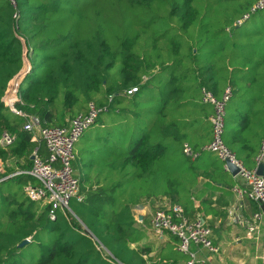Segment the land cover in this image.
Returning <instances> with one entry per match:
<instances>
[{"label":"trees","instance_id":"1","mask_svg":"<svg viewBox=\"0 0 264 264\" xmlns=\"http://www.w3.org/2000/svg\"><path fill=\"white\" fill-rule=\"evenodd\" d=\"M255 2L0 0V137L5 131L15 136L7 148L0 146L8 168L0 181V264L191 260L178 242L155 255L151 245L138 244L145 233L135 226L133 209L159 195L183 206L198 160L210 152L203 147L213 137L214 109L203 101L204 88L218 98L232 88L225 141L238 158L258 155L264 138V18L245 26L264 11L252 12ZM26 56L30 65L14 104L20 115L3 98ZM132 88L137 91L129 94ZM91 102L107 107L93 125L104 117V123L131 133L130 142L114 137L117 153L98 160V175L78 174L82 208L52 219L50 208L24 191L38 181L11 175L32 168L37 148L47 154L25 125L36 116L44 127L65 126L87 114ZM186 143L201 152L198 158L186 155Z\"/></svg>","mask_w":264,"mask_h":264},{"label":"built area","instance_id":"2","mask_svg":"<svg viewBox=\"0 0 264 264\" xmlns=\"http://www.w3.org/2000/svg\"><path fill=\"white\" fill-rule=\"evenodd\" d=\"M264 10V0H256L252 7V12ZM249 18L245 15L244 19ZM240 20L238 24H242ZM137 91V88L128 90L129 94ZM232 97V88L225 89L222 97L218 98L211 91L203 89V101L213 106V114L210 116L212 124V140L203 147V150L215 153L225 162L226 169L229 170L227 162L238 166L239 176L243 184L233 186L234 194L237 198H249L257 202L264 208V175L258 173V168L264 163V138L261 148L255 158L256 167L248 168L236 153L227 145L225 135V116L226 106ZM19 100L16 96L12 104L8 103L6 96L4 101L16 113L24 115L22 111L15 108L14 104ZM107 107L99 108L94 102L89 105L87 114H79L69 119L65 126L44 127L38 117H31L25 125V128L35 134V139L45 145L47 154L43 156L37 148L33 155V166L30 170H18L11 175L29 174L38 181V184L29 182L24 186L26 195L33 201L40 202L50 208V216L55 219L58 212L71 210L70 202L72 199L82 201L84 196L80 190V179L76 174L73 162L76 159V144L90 128L102 111ZM15 140V136L5 131L0 137V146L7 148ZM184 151L192 159L200 156L201 152L194 150L189 144H185ZM2 166H4L2 164ZM230 171V170H229ZM2 180L4 178H1ZM1 181V180H0ZM249 186V187H248ZM229 215L233 222L242 220L237 215V206L232 205L229 209ZM262 218V213L254 214L249 223L253 229V224ZM139 221V219H136ZM245 222H247L245 220ZM151 224L159 234H169L178 239L177 248L180 252L188 254L191 260L186 264H193L196 261L195 247L206 249L212 253H219L220 247L213 239V228L205 222L202 217L191 218L186 215L184 208L180 204H171L166 207H158L152 215ZM264 264V257H263Z\"/></svg>","mask_w":264,"mask_h":264},{"label":"crops","instance_id":"3","mask_svg":"<svg viewBox=\"0 0 264 264\" xmlns=\"http://www.w3.org/2000/svg\"><path fill=\"white\" fill-rule=\"evenodd\" d=\"M236 126L234 125V129ZM247 156L241 154L239 159L243 163L244 161L254 163L252 167L255 168V156L249 158ZM194 175L193 184L185 193L183 208L189 213L186 215L191 218L202 217L213 228V239L220 247L217 254L195 247L193 251L196 253V261L206 264H263L264 208L249 198H237L233 191L235 184L247 185L239 176L227 170L225 162L212 152L200 156ZM173 200L174 197L168 195L144 198L143 203L133 209L135 226L145 233L144 239L138 244L151 245L153 247L151 255H155L161 246L178 242L173 241L172 235L159 234L151 224L155 210L171 205L174 203ZM233 204L237 206V215L242 218L239 222H233L229 215V209ZM257 212L262 213V218L253 224L252 229L249 223ZM156 238L160 243L157 248L153 245Z\"/></svg>","mask_w":264,"mask_h":264},{"label":"rangeland","instance_id":"4","mask_svg":"<svg viewBox=\"0 0 264 264\" xmlns=\"http://www.w3.org/2000/svg\"><path fill=\"white\" fill-rule=\"evenodd\" d=\"M263 18L264 11L253 14L248 20H246L245 26L248 25L249 27H251L254 23L260 21ZM226 30L230 31L231 28L227 27ZM25 63L29 64V60L27 58H25ZM24 69H22V71ZM13 81L14 80L11 81L9 88L12 86ZM104 121L105 118L102 117L96 125H93L85 132L81 140L76 144L75 150L77 155L75 161L73 162V165L75 170L77 169V175H80V172L82 174H88L90 175V177H96L98 175L99 171L97 170V168L101 164H97L98 160L102 158V160L105 161L107 153H110L111 155H113V153H117V150H113L114 137H116L117 139L119 138L122 143L126 144V146L129 145L130 137L132 135L131 133L126 132L125 134L123 128H120L119 125L112 126L111 124H108V122L104 123ZM109 128L114 129V131H116L118 134L113 136L112 134H110ZM6 163L9 168H13L12 160L9 159L6 161ZM2 164L4 166H2ZM6 169L8 170V168L5 167L4 162L0 159V180H2L1 178H4L3 176L7 174ZM77 201L78 200L76 199H72L70 202L71 210H68V212L73 215L76 210L82 208V205ZM159 244V239L156 238L155 244H153L154 247L157 248Z\"/></svg>","mask_w":264,"mask_h":264},{"label":"water","instance_id":"5","mask_svg":"<svg viewBox=\"0 0 264 264\" xmlns=\"http://www.w3.org/2000/svg\"><path fill=\"white\" fill-rule=\"evenodd\" d=\"M26 58H27V56H26ZM25 74H26V72H25V73L20 72V73H19L17 76H15V78H14V82H13V84H12V86H11V91H12L16 96H18L19 85H20V83H21L23 77L25 76ZM6 94H7V93H6ZM5 96H6V95H5ZM3 100H4V98H3ZM31 158L33 159V158H34V155H32ZM227 165H228V168H229L230 172H231L233 175H237V174H238V172H239V168H238V166H236L235 164H233V163H231V162H229V161L227 162ZM258 173H259L260 175H264V163L261 164V165L259 166V168H258ZM28 242H30V239L27 238V239H25V240L22 241V243L20 244V246H23V245L27 244Z\"/></svg>","mask_w":264,"mask_h":264},{"label":"bare ground","instance_id":"6","mask_svg":"<svg viewBox=\"0 0 264 264\" xmlns=\"http://www.w3.org/2000/svg\"><path fill=\"white\" fill-rule=\"evenodd\" d=\"M25 64H26L24 66L25 69L23 68L24 70L22 71V73L27 72V70L29 69V64L28 63H25ZM13 82H12V84H13ZM15 98H16V95L11 91V87H10L9 90L7 91V94H6V100L8 103H10V102L14 101Z\"/></svg>","mask_w":264,"mask_h":264}]
</instances>
